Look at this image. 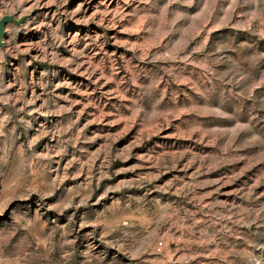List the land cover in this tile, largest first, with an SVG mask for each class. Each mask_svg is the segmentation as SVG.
Listing matches in <instances>:
<instances>
[{"label": "rangeland", "instance_id": "374dc122", "mask_svg": "<svg viewBox=\"0 0 264 264\" xmlns=\"http://www.w3.org/2000/svg\"><path fill=\"white\" fill-rule=\"evenodd\" d=\"M7 14L0 264H264V0Z\"/></svg>", "mask_w": 264, "mask_h": 264}, {"label": "water", "instance_id": "95a60500", "mask_svg": "<svg viewBox=\"0 0 264 264\" xmlns=\"http://www.w3.org/2000/svg\"><path fill=\"white\" fill-rule=\"evenodd\" d=\"M24 19H25V16H22L20 18H16L15 15H10V14H7L0 19V45L4 44L3 36L6 32L7 23L8 22H16V23L20 24L24 21Z\"/></svg>", "mask_w": 264, "mask_h": 264}, {"label": "clouds", "instance_id": "9594fccd", "mask_svg": "<svg viewBox=\"0 0 264 264\" xmlns=\"http://www.w3.org/2000/svg\"><path fill=\"white\" fill-rule=\"evenodd\" d=\"M50 2H54V0H50ZM186 2H188V3H191L192 2V0H186ZM236 3V0H233V4H235ZM261 23L262 24H264V20H262L261 21ZM260 35L262 36V37H264V29H262L261 31H260ZM142 59L143 58H146V57H141ZM160 57H157V59H159ZM70 109H64V111H69ZM0 128H2V125H0ZM4 133L2 132V130H0V135H3ZM30 147H31V145H30ZM3 211V207H0V212H2Z\"/></svg>", "mask_w": 264, "mask_h": 264}, {"label": "built area", "instance_id": "2783aa9c", "mask_svg": "<svg viewBox=\"0 0 264 264\" xmlns=\"http://www.w3.org/2000/svg\"><path fill=\"white\" fill-rule=\"evenodd\" d=\"M162 245H163V243L160 242L159 245H158V249H159V250H162Z\"/></svg>", "mask_w": 264, "mask_h": 264}]
</instances>
